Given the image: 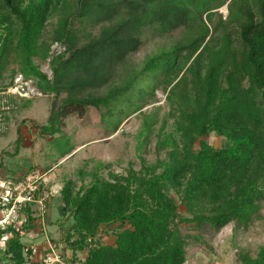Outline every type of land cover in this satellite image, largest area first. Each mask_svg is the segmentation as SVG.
<instances>
[{"label": "trees", "instance_id": "obj_1", "mask_svg": "<svg viewBox=\"0 0 264 264\" xmlns=\"http://www.w3.org/2000/svg\"><path fill=\"white\" fill-rule=\"evenodd\" d=\"M59 1L0 0V80L10 77L0 88V106L29 99L5 92L21 75L53 95L40 133L58 144L63 138L69 142L62 130L69 115L106 108L102 120L114 133L141 112L149 102L145 96L155 98L159 89L173 122L171 130L157 135L154 161L140 155L139 168L130 162L124 174L109 171L108 177L99 173L103 164L98 163L88 183L84 170L80 185L68 179L60 190L58 218L66 246L47 233L49 240L63 253L64 247L72 251L70 264H186L189 243L201 241L203 232L217 233L228 224L234 233L248 230L264 203V0H231L229 19L218 22L214 10L227 0H67L54 35L46 39ZM148 29L160 35L184 32L141 69L111 85ZM54 42L65 49L52 53ZM36 60L49 61L52 79ZM142 80H149L147 91L135 96ZM104 87L105 92L92 93ZM62 93L66 97L57 106ZM145 124L151 132L152 119ZM211 135L226 143L212 145ZM16 143L20 146V136ZM74 149L61 147L59 160ZM46 188L42 185L38 196ZM25 212L26 232L41 224L36 220L55 221L45 217L47 211L36 219L33 204ZM106 233L113 242L103 241ZM23 239L15 231L2 254L12 264H39L30 260L33 252ZM237 259L264 264V245L253 255L240 249Z\"/></svg>", "mask_w": 264, "mask_h": 264}, {"label": "rangeland", "instance_id": "obj_2", "mask_svg": "<svg viewBox=\"0 0 264 264\" xmlns=\"http://www.w3.org/2000/svg\"><path fill=\"white\" fill-rule=\"evenodd\" d=\"M230 2L231 0H227L223 6L214 10L216 13L215 22L221 18L229 19ZM66 3L67 0H60L58 8L52 11L45 32L46 39H50L54 35L59 17L58 11ZM183 32V29H178L170 34L160 35L154 33L152 29L145 30L142 46L119 65L117 78L111 85L121 83L131 73L141 69L148 57L171 47ZM64 49L65 46L59 42L52 44V53L58 54ZM36 61L41 70L52 79L49 61ZM18 79L19 76L16 78V86H9L5 92H16L29 99L16 98L15 105L8 108L0 106V125L3 127L0 132V177L13 178L25 173L31 167H37L47 172L49 188L46 190L50 193V200L46 203L48 214L45 217L48 216L50 220H55L53 223L46 221L48 236L54 243L58 242L66 246L64 238L61 237L62 232L58 222V218L61 216L59 204L61 203L60 190L63 184L68 179H75L80 185L82 181L80 170L86 172L84 181L88 183L91 180L92 172L97 169L98 163L103 164L99 173L108 177L109 171L124 174L130 162L134 163L135 168H139L140 155L149 161H154L157 135L160 132L171 130L172 127L173 119L169 116L170 107L166 102V94L162 89H159L156 91L155 98L145 96L143 100L149 99V102L141 112L129 116L114 133L109 132L110 129L107 128L106 122L102 120V113L106 111V108L89 107L83 117L71 114L64 119L62 130L63 134L69 136V142L63 138L58 144L52 141L51 136H43L40 133V127L46 124L50 117L53 95L39 91L32 79L25 83L22 79L20 81ZM9 81V76L1 79L0 88ZM148 83L149 80H142L133 90V94L138 96L140 89L147 91ZM107 88L92 90V93L101 94ZM0 95L3 94L0 92ZM65 97L66 93H62L56 98L57 106L62 103ZM149 118L153 121L151 132H147L145 128V121ZM19 136L21 137L20 146L16 143ZM208 140L216 147L226 143L224 137L215 135L209 136ZM68 144L75 147L74 151L59 160L61 147L67 148ZM32 204L33 213L39 214V217L36 215V219H39L41 214L39 203ZM181 209L183 210V207ZM182 228L191 232L195 231L192 226L186 228L182 225ZM27 238L23 241L26 242ZM42 240L44 237L40 236L36 238L34 244L42 243ZM113 240L114 237L110 233L104 234V242L111 243ZM200 240L189 243L186 264H240L237 259L240 249L248 250L253 255L257 253L259 246L264 245V203L260 216L253 221L248 230L234 233L233 225L228 224L217 233L214 231L203 232ZM64 248L65 260L70 263L72 262V251L67 247ZM84 255L85 253H79L80 258H83Z\"/></svg>", "mask_w": 264, "mask_h": 264}, {"label": "built area", "instance_id": "obj_3", "mask_svg": "<svg viewBox=\"0 0 264 264\" xmlns=\"http://www.w3.org/2000/svg\"><path fill=\"white\" fill-rule=\"evenodd\" d=\"M21 79L22 76L19 75L18 81ZM14 86H16V79ZM23 89H25V86H23ZM47 184V172L37 167L29 169L20 177H0V249L3 250L6 247L7 241L13 237L15 231H19L24 237L29 236L31 231L26 232L22 229L24 224H28L29 219L25 209L32 203L38 202L40 216L44 214L46 203L50 200V193L45 190L38 196V192H40L42 185ZM39 221L44 225L43 219ZM45 244V253L38 262L39 264H70L64 260L61 247L57 248L47 235ZM31 249L33 254L38 251L36 246H31Z\"/></svg>", "mask_w": 264, "mask_h": 264}, {"label": "crops", "instance_id": "obj_4", "mask_svg": "<svg viewBox=\"0 0 264 264\" xmlns=\"http://www.w3.org/2000/svg\"><path fill=\"white\" fill-rule=\"evenodd\" d=\"M21 174L19 175H16L15 177L17 176H20ZM37 222H40L39 220H36ZM47 226L44 225L42 226L40 223L38 226H36L35 228H33V230L31 231V233L29 234V236H26L28 237L26 240V242L28 243L29 247L30 246H36L38 247V251L33 254V256H31L30 260L33 261V262H36L38 263L40 261V259L42 258V256L44 255L45 253V235L48 233V230L46 228ZM42 236V238L44 237V240H42V243H39V244H34V241L36 240V238ZM24 237V239L26 238ZM35 239V240H34ZM0 264H12L11 261L7 260V258L4 257V255L2 254V249H0Z\"/></svg>", "mask_w": 264, "mask_h": 264}]
</instances>
